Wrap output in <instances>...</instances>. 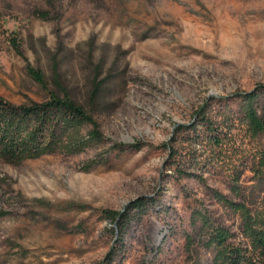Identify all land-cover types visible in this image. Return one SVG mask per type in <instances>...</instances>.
<instances>
[{
    "label": "rangeland",
    "instance_id": "374dc122",
    "mask_svg": "<svg viewBox=\"0 0 264 264\" xmlns=\"http://www.w3.org/2000/svg\"><path fill=\"white\" fill-rule=\"evenodd\" d=\"M261 87L264 0H0V96L69 97L103 136L0 161V264H211L198 214L240 242L225 201L264 207V131L243 113L260 89L264 115ZM105 212L128 215L120 232Z\"/></svg>",
    "mask_w": 264,
    "mask_h": 264
},
{
    "label": "trees",
    "instance_id": "16d2710c",
    "mask_svg": "<svg viewBox=\"0 0 264 264\" xmlns=\"http://www.w3.org/2000/svg\"><path fill=\"white\" fill-rule=\"evenodd\" d=\"M33 78L38 79L36 75ZM259 90L243 97L244 118L252 136L264 131V115L259 116L254 106ZM262 90L264 92V88ZM99 92L100 86L96 85L91 95L92 102ZM87 126L91 130L84 135L82 131ZM102 142L103 136L92 112L69 97L60 98L50 93L42 102L15 105L0 96V161L5 164L17 166L55 153L75 155ZM215 197L225 201L218 194ZM148 204L146 198L134 200L130 202L127 214L133 211L144 213ZM225 204L240 218L242 240L233 242V235L212 225L204 214L199 213L202 227L207 232L205 247L213 252L211 264H264V207L259 205L252 211L244 204L228 201ZM105 213L118 225L120 232L128 215Z\"/></svg>",
    "mask_w": 264,
    "mask_h": 264
}]
</instances>
